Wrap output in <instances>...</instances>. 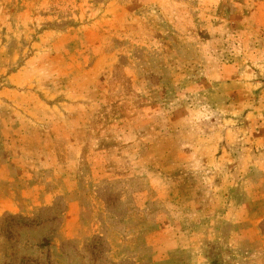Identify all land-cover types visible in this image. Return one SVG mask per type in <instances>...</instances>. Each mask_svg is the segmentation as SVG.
I'll list each match as a JSON object with an SVG mask.
<instances>
[{
    "label": "rangeland",
    "instance_id": "374dc122",
    "mask_svg": "<svg viewBox=\"0 0 264 264\" xmlns=\"http://www.w3.org/2000/svg\"><path fill=\"white\" fill-rule=\"evenodd\" d=\"M255 72L264 0H0V264H264Z\"/></svg>",
    "mask_w": 264,
    "mask_h": 264
},
{
    "label": "crops",
    "instance_id": "0c3cea01",
    "mask_svg": "<svg viewBox=\"0 0 264 264\" xmlns=\"http://www.w3.org/2000/svg\"><path fill=\"white\" fill-rule=\"evenodd\" d=\"M228 65H230V64L223 65V67H228ZM261 74L263 75V73H259V74L256 73V76H254L251 80L247 79V81H244L242 84L246 86L245 88L240 87V86L238 88L235 87V85H237V83H241V81L238 80L239 75H235L233 77L231 76V77H226V78L225 77L220 78V80H221L220 82H227V84L231 83V84H228L229 85V90L227 92L228 96L226 95V97H225V98H229V99H227L228 102L227 101L225 102V107L227 108V111L229 109L228 112H236L238 110V112L240 113V110H242V109L244 110L245 113H247V115L248 114L251 115L252 113H255V112H260L258 109H255L253 107V105L254 104L256 105V100L258 98L264 97V89H262L263 86L259 90H257V88H259V87H256V89L250 90V92H248L246 94V96H248V98L244 97V94H245L244 90L248 89V86H250V84L257 85L256 81H257V79L259 80ZM241 78H244V77H241ZM257 83L259 84L260 81ZM259 85H261V84H259ZM244 98H246L245 100H247L248 102L243 103V102H245ZM251 99L253 100L252 103L250 102ZM243 127L248 129V130L251 128L252 130H255V131H257L260 128V130L257 132V134L259 135L258 137H261L262 141L259 142L258 146L264 147V122H262L260 124V126H258V127L254 126V124L252 125L249 123ZM259 176L264 177V174L261 175V173H259ZM247 204L248 203L241 205V209L245 208L244 209L245 211L247 209H249L250 207Z\"/></svg>",
    "mask_w": 264,
    "mask_h": 264
}]
</instances>
